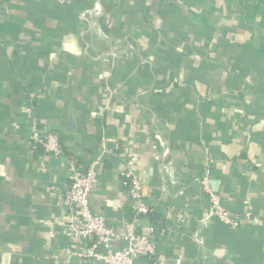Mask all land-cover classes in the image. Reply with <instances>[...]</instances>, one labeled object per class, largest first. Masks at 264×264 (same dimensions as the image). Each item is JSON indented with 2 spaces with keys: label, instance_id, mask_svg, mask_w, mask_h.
I'll return each instance as SVG.
<instances>
[{
  "label": "crops",
  "instance_id": "crops-1",
  "mask_svg": "<svg viewBox=\"0 0 264 264\" xmlns=\"http://www.w3.org/2000/svg\"><path fill=\"white\" fill-rule=\"evenodd\" d=\"M34 124L62 156L30 148ZM98 159L92 211L118 233L156 227V255L135 264H264V0H0V264H98L64 204L72 164ZM208 161L240 226L212 221L201 249Z\"/></svg>",
  "mask_w": 264,
  "mask_h": 264
},
{
  "label": "built area",
  "instance_id": "built-area-1",
  "mask_svg": "<svg viewBox=\"0 0 264 264\" xmlns=\"http://www.w3.org/2000/svg\"><path fill=\"white\" fill-rule=\"evenodd\" d=\"M96 3L94 7L82 14L99 17L102 12ZM87 31L84 33L86 35ZM121 44V41L116 42ZM132 48V46H130ZM117 53L111 48V52L105 53L104 59H109ZM28 144L33 151L42 150L53 157H60L63 148L57 132L43 131L34 124L28 134ZM104 153L106 146L103 144ZM100 159L84 168L74 162L69 172V184L64 196V204L67 209L66 234L71 240H80L86 247L84 256L98 264H135L139 258H153L157 251L156 227L153 224L147 226L145 231H140L135 222H126L121 233L111 227L104 216L96 215L91 208L92 193L97 185V168ZM164 178L172 183L174 175L173 163L164 164ZM128 180V191L131 199L137 204L139 216H150L152 207L144 198L143 181L134 169V162H129L123 173ZM202 194L209 202V209L203 213L199 220V228L192 234V242L196 247L203 249L205 238L203 231L212 221L224 223L231 228L240 226V219L232 215L222 203L221 197L212 184L211 162L203 167V174L199 179ZM179 223H184L183 215H178Z\"/></svg>",
  "mask_w": 264,
  "mask_h": 264
},
{
  "label": "trees",
  "instance_id": "trees-1",
  "mask_svg": "<svg viewBox=\"0 0 264 264\" xmlns=\"http://www.w3.org/2000/svg\"><path fill=\"white\" fill-rule=\"evenodd\" d=\"M67 9L69 10V12H70L71 14H73V7H69V8H67ZM62 11H64V9H62V8H61V9H58V8H57V12H58V13H61ZM151 214H152V213H151ZM151 214H150V215H151Z\"/></svg>",
  "mask_w": 264,
  "mask_h": 264
}]
</instances>
